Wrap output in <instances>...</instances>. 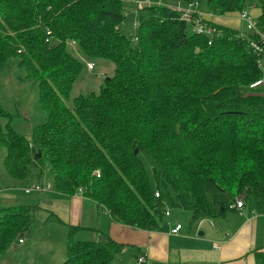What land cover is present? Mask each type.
I'll return each mask as SVG.
<instances>
[{
	"label": "trees",
	"instance_id": "16d2710c",
	"mask_svg": "<svg viewBox=\"0 0 264 264\" xmlns=\"http://www.w3.org/2000/svg\"><path fill=\"white\" fill-rule=\"evenodd\" d=\"M131 1L0 0V75L18 59L26 72L20 81L37 85L45 116L26 136L16 128L20 110L9 113L0 102L8 187L24 189L38 172L50 176L55 193L82 190L114 223L145 232L165 222L164 189L193 222L225 219L242 199L264 215V91L250 88L264 79L251 47L256 36L154 4L138 11L137 34L127 37L121 26ZM174 1L189 7L205 0ZM249 1L206 3L211 17L228 18ZM255 1L259 14L252 15L264 30V0ZM197 20L214 33L195 34ZM81 56L110 60L115 70L99 93L80 95L70 107ZM142 154L154 164L156 188ZM36 209L0 207V258L31 235ZM78 230L68 226L62 264H111L124 248L76 241ZM257 260L264 264V254Z\"/></svg>",
	"mask_w": 264,
	"mask_h": 264
},
{
	"label": "crops",
	"instance_id": "0c3cea01",
	"mask_svg": "<svg viewBox=\"0 0 264 264\" xmlns=\"http://www.w3.org/2000/svg\"><path fill=\"white\" fill-rule=\"evenodd\" d=\"M216 18L211 19L217 22ZM37 175L38 183L48 181ZM0 195L20 201L21 205L37 207L32 239L17 242L8 250L20 249L22 254H32L31 261L26 260L25 264H62L67 253L68 226L79 228L76 241L105 244L112 240L123 245L111 264H136L141 255L146 257V264H258V255L264 254V215L250 203L242 210L229 212L222 220L192 221L197 226L196 231L189 223L185 227L173 221L166 211L168 215L161 228L145 232L114 223L105 210L80 193L70 197L53 190L30 195L7 192ZM51 215L60 221L49 220ZM177 225H181L182 230L174 235L172 230ZM37 239L42 240L43 252ZM56 246L59 247L57 253Z\"/></svg>",
	"mask_w": 264,
	"mask_h": 264
},
{
	"label": "rangeland",
	"instance_id": "374dc122",
	"mask_svg": "<svg viewBox=\"0 0 264 264\" xmlns=\"http://www.w3.org/2000/svg\"><path fill=\"white\" fill-rule=\"evenodd\" d=\"M156 4H160L169 8H176L178 2L174 0H152ZM188 8V7H186ZM192 13H198L201 19L203 18H212L208 12L206 0L200 3L198 6L190 7ZM251 14H256L259 12V8L255 0L249 1L246 9ZM125 16L126 19L121 26V33L127 37H132L137 34V23H138V9L136 4L128 3L125 5ZM217 21L220 18H216ZM225 19V20H224ZM224 22L231 27H234L242 32L244 35L250 34V30L245 22L239 20V13L236 15H231L228 18H221V22ZM56 42H53V45ZM84 68L78 78V80L73 85L71 95L67 101V105L70 107L74 104V99L80 95H88L90 93H99L101 86L104 84L105 79L110 78L114 74L115 65L113 62L103 58H90L86 56H81ZM19 60L16 58H10L0 75V102L3 109L9 113H15L17 109L20 110L22 118L17 122L16 128L18 131L22 132L26 136H29L31 133L32 127H37L41 125L45 116L40 112L38 107V87L35 83H23L20 81V78L25 77L26 72L24 69L19 67ZM88 65H92L93 69H89ZM264 91V85L262 86ZM6 156V150L0 145V193H16L20 195H25L24 189L20 188H7V185L10 183L8 179L6 170L4 168V159ZM142 160L148 179L151 182L153 188H156V179L154 176V164L146 155L142 154L140 156ZM38 172L36 173L35 182L38 183ZM47 180L50 179V176L45 177ZM42 183V182H39ZM166 195V211L170 212L172 215L173 221H177L187 227L191 226L195 231L197 226L192 224L191 213L185 211L179 207H176L171 198L169 197L168 192L164 189ZM22 202L16 200H10L1 197L0 195V207H14L21 206ZM252 205V203H250ZM43 229V228H42ZM198 234V232H196ZM33 236V235H32ZM27 239H32L31 237ZM38 237V236H36ZM60 237V236H58ZM29 240L28 245L31 243ZM37 239L38 247H41L44 251V245L42 240ZM13 246V245H12ZM22 249V248H21ZM59 247H55V253L59 250ZM32 254L24 253L22 254L20 249L14 251H7L5 255L0 258V264H25L26 260L31 261ZM65 261V260H64Z\"/></svg>",
	"mask_w": 264,
	"mask_h": 264
},
{
	"label": "built area",
	"instance_id": "2783aa9c",
	"mask_svg": "<svg viewBox=\"0 0 264 264\" xmlns=\"http://www.w3.org/2000/svg\"><path fill=\"white\" fill-rule=\"evenodd\" d=\"M131 3L136 4L138 11L142 10L145 7H151L152 5L156 4L152 0H138V1L132 0ZM194 6H198V5H191L188 8L194 7ZM188 8L183 7L179 3L176 8L174 7V10H176L177 12H181L182 18L184 20L190 21L192 19V15L194 13H192L190 11L191 9H188ZM239 20L242 22H245L248 26V29L250 30V33L256 36V40L251 44V47L253 48L254 52L260 57V59L258 60V63H259V66L264 73V30L258 29L256 19L247 10H245L239 14ZM193 32L197 35H201V34L212 35L214 33V29L205 28L201 24L200 20H197ZM70 46L75 47V43L70 44ZM88 68L91 70V69H93V66L88 65ZM263 85H264V79H261L255 83H253L250 86V88L256 89V88L261 87ZM51 190H52V185L50 183H47V182L32 183L28 187L24 188V192L27 195H30L32 193H42V192L51 191ZM79 193L82 194V190H79ZM156 196L159 197V194L156 193ZM244 206H245V202L242 199V200L238 201L236 206H234L233 208H236L238 210H242L244 208ZM166 215H168V214H166ZM181 230H182V226L177 225L172 230V234H174V235L179 234ZM19 243H23V240H20ZM145 263H146V257L143 255L139 256L136 260V264H145Z\"/></svg>",
	"mask_w": 264,
	"mask_h": 264
},
{
	"label": "water",
	"instance_id": "95a60500",
	"mask_svg": "<svg viewBox=\"0 0 264 264\" xmlns=\"http://www.w3.org/2000/svg\"><path fill=\"white\" fill-rule=\"evenodd\" d=\"M36 158H40V154H38V155L36 156Z\"/></svg>",
	"mask_w": 264,
	"mask_h": 264
}]
</instances>
